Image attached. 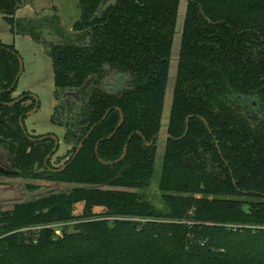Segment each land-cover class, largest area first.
I'll use <instances>...</instances> for the list:
<instances>
[{"label": "trees", "instance_id": "1", "mask_svg": "<svg viewBox=\"0 0 264 264\" xmlns=\"http://www.w3.org/2000/svg\"><path fill=\"white\" fill-rule=\"evenodd\" d=\"M32 1L0 11L52 58L67 149L54 160L55 139L25 134L36 101L14 95L20 55L1 40L0 146L19 176L72 186L0 204V264H264V0H80L79 33L17 17ZM162 146L165 209L143 192Z\"/></svg>", "mask_w": 264, "mask_h": 264}, {"label": "rangeland", "instance_id": "2", "mask_svg": "<svg viewBox=\"0 0 264 264\" xmlns=\"http://www.w3.org/2000/svg\"><path fill=\"white\" fill-rule=\"evenodd\" d=\"M80 0H33L26 5L20 7L16 13L17 17L30 18L39 12L41 15L57 14L59 16L60 25L63 29H72L80 18ZM185 3L180 7V21L182 22V14L185 12ZM182 23H180V26ZM0 40L6 44H13L20 55L23 68L14 95L22 94L25 91L38 99V107L36 111L28 114L24 119V124L30 133L48 134L53 133L59 139V150L54 156V160L58 155H63L66 151L64 140V128L53 124L51 116L55 104L54 99V70L52 58L44 50L41 42L19 33H13L11 25L5 20L3 12L0 11ZM181 41L180 32L176 36L174 44L173 61L171 65L170 80L165 101V110L163 123L166 125L172 105L173 89L175 84L176 70L179 57V47ZM32 99L26 101L29 104ZM3 147H0V157L10 155ZM163 146L158 152V160L156 171L152 179L151 185L143 190L146 197L151 200L155 206L165 209L166 206L162 201L161 191L159 190V177L162 169ZM8 153V154H7ZM35 185L37 188L29 187ZM72 184L51 181V180H34L18 177L15 175L0 174V204L4 207L11 208L13 202L39 196L52 192L54 190L68 189ZM99 210V208H97ZM83 203H78L74 213L79 215L82 213ZM78 220H71L59 223L61 225H69L73 228L74 223Z\"/></svg>", "mask_w": 264, "mask_h": 264}, {"label": "flooded vegetation", "instance_id": "3", "mask_svg": "<svg viewBox=\"0 0 264 264\" xmlns=\"http://www.w3.org/2000/svg\"><path fill=\"white\" fill-rule=\"evenodd\" d=\"M29 96H30V98L32 99V101L29 103V105L30 104H32L33 103V100L34 101H36V104H35V106L34 107H32L27 113H26V115H28V114H30V113H32V112H34V111H36V109H37V107H38V99L35 97V96H33V95H31V94H29ZM18 99H20V98H17L16 100H18ZM14 101V102H17V101ZM19 101V100H18ZM25 104H27L26 102H25ZM36 108V109H35ZM22 118V121H23V117H21ZM21 120V119H20ZM1 123H4V120H2V121H0ZM21 124V123H20ZM23 124H24V121H23ZM22 126V125H21ZM22 129H23V127H22ZM24 132H25V134H29L30 132L28 131V129L26 128V126H25V124H24ZM30 134H33V135H39V134H36V133H30ZM41 134V133H40ZM41 135H45L44 137H52L53 138V136H56V135H54L53 133H48V134H41ZM44 137H42V138H44ZM57 137V136H56ZM32 139H34V138H32ZM54 139V138H53ZM56 141V140H55ZM58 141H59V139H58ZM0 147H2V146H0ZM55 147H56V145H55ZM57 149L59 150V144H58V147H57ZM57 149H56V151H57ZM6 150V149H5ZM54 150V149H53ZM56 151H53V152H56ZM6 152H8V151H6ZM10 155H4L3 156V161L1 160V157H0V165L1 166H4V167H6V168H8V169H11V170H16V169H14L12 166H13V164L11 163V161L10 162H7V158L8 159H12V157H13V155L10 153V152H8ZM7 153V154H8ZM51 155V154H50ZM51 157V156H50ZM49 156H48V158H50ZM17 171V173L16 174H7V175H15V176H18V177H22V178H26V177H24V176H19L18 175V170H16ZM0 174H2L3 175V173H1L0 172ZM27 179H31V178H27Z\"/></svg>", "mask_w": 264, "mask_h": 264}, {"label": "water", "instance_id": "4", "mask_svg": "<svg viewBox=\"0 0 264 264\" xmlns=\"http://www.w3.org/2000/svg\"><path fill=\"white\" fill-rule=\"evenodd\" d=\"M69 32H72V33H79V32H81V30H75V29H67ZM20 62H21V71H20V74L22 73V68H23V64H22V60L20 59ZM19 100V99H18ZM18 100H16V101H18ZM118 108V107H117ZM36 109V108H35ZM120 111H121V109L120 108H118ZM109 112V111H108ZM108 112L106 113V115L108 114ZM122 112V111H121ZM105 115V116H106ZM105 116H104V118H105ZM203 120L204 121H206L204 118H203ZM124 121V115L122 114V118H121V122H120V125L122 124V122ZM20 123H21V125H22V127H23V129H24V124H23V121H22V118H21V120H20ZM207 123V122H206ZM187 124H188V121H187ZM188 125H187V130H186V132H185V134L188 132ZM184 134V135H185ZM163 135H169L170 136V134H169V132H168V130H163V131H161L160 133H159V136L160 137H162ZM53 138L56 140V147L54 148V150L53 151H56V149H57V147H58V144H59V141H58V138L56 137V136H53ZM153 143V140L151 141V142H148V144H152ZM82 144L83 143H80V145H79V147H78V149H77V152H76V155L79 153V151H80V149H81V146H82ZM127 148H128V144H126V146H125V150H124V153H123V155H122V157H121V159L126 155V153H127ZM51 155H49V157H50ZM111 162V161H110ZM63 168H65V166L63 167ZM0 172L1 173H3V174H16L17 173V171L16 170H11V169H8V168H6V167H4V166H1L0 165Z\"/></svg>", "mask_w": 264, "mask_h": 264}]
</instances>
